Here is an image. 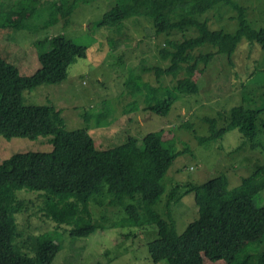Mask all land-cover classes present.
Returning <instances> with one entry per match:
<instances>
[{"label":"trees","instance_id":"16d2710c","mask_svg":"<svg viewBox=\"0 0 264 264\" xmlns=\"http://www.w3.org/2000/svg\"><path fill=\"white\" fill-rule=\"evenodd\" d=\"M11 1L3 0L0 4V30L5 29L0 31V36L12 28L26 26L24 18H35V14L44 15L47 20L39 29L59 23V17L68 24L79 0H48L45 13H39L41 4L37 3L46 0H31L34 8L24 6L22 0ZM221 2L237 11L239 28L234 33L210 27L207 15ZM133 12L134 17L149 21L156 35L165 34L157 51L162 60L169 61L168 65L148 68L142 63L141 67L153 69L158 80L172 77L174 84L153 85L140 81L142 85L130 87L133 94H143L145 109L155 114L167 116L181 96L198 94V75L206 71L218 53L227 54L231 60L243 37L258 43L264 51V28H254L246 18V8L235 0H116L97 22L98 29L111 32L107 35L108 51L128 47L124 37L131 29L128 20ZM190 30L193 34L187 35ZM175 32L182 33L183 37H175ZM205 44L217 49L195 53ZM36 45L41 67L31 75H22L17 66L0 54V139L45 136L53 147L49 151L17 152L0 163V264H53L62 249L53 231H36L38 225L31 221L22 223L19 217L23 213L41 212L55 222V231L63 230L73 239L87 237L96 230L92 203L105 209L114 206L124 212L117 220H111L107 213L101 215L100 219L108 221V225L144 227L140 207L152 211V206L166 192L163 178L176 158L188 150H174L173 129L150 132L141 139L129 136L117 146L101 149L96 146L89 126L68 129L62 110L56 105L26 104L25 90L62 83L68 77L69 68L79 58H86L92 46L76 42L65 34L38 40ZM126 55L124 52L123 56ZM134 104L137 101L126 112L134 111ZM263 113L264 105L235 106L226 118L227 125L219 128L215 118L206 117L209 135L196 137L201 144L207 143L237 128L242 141L235 150L248 146L264 151ZM96 114L99 119L104 111ZM90 116L88 110L82 114L85 119ZM19 190L35 191L38 202L22 195L29 192L18 195ZM191 190L195 192L199 217L182 234H178L170 211L169 218L156 219L157 237L148 244L155 263L203 264L204 244L219 241L231 245L243 234L264 233V204H257L264 190V163L244 177L236 188L230 189L227 178L219 175L193 185ZM137 197L140 206L135 204ZM239 264H264V252L249 254Z\"/></svg>","mask_w":264,"mask_h":264},{"label":"rangeland","instance_id":"374dc122","mask_svg":"<svg viewBox=\"0 0 264 264\" xmlns=\"http://www.w3.org/2000/svg\"><path fill=\"white\" fill-rule=\"evenodd\" d=\"M235 1L246 8V18L254 28H264V0ZM115 3L116 0H79L68 24H64L59 17V23L41 29L38 26L46 20L44 15L35 14V18L27 16L24 18L26 26L2 32L0 46L3 52L0 54L17 66L22 75H31L41 67L36 41L65 34L76 42L91 44L89 55L79 58L69 68L66 80L60 84H42L25 90L24 102L56 105L62 110L68 129L89 126L96 146L101 149L117 146L129 136L141 139L150 132L173 129L174 150H188L176 158L163 178L166 192L152 206V211L140 207L146 224L144 227L108 225V221L100 219L101 215L107 213L111 220H117L124 216V212L114 206L105 209L92 203L96 230L87 237L73 239L63 230L55 231V222L41 212L20 214L22 223L31 221L33 225H38L36 231L49 229L62 243L53 264H164L155 263L148 250L149 242L157 237L156 219L169 218L167 214L170 211L178 234H182L188 224L199 217L195 192L191 190L193 185L221 175L227 178L228 187L233 189L264 163V151L261 149L252 150L244 146L235 150L242 141L237 128L207 143L201 144L196 137L209 135L210 125L205 121L206 117L215 118L220 128L228 124L226 118L230 117L231 108L241 104L246 107L264 105V51L260 45L243 37L231 60L227 54L218 53L206 71L197 77L200 85L198 94L181 96L167 116L155 114L145 109L143 94H133L130 87L142 85L144 81L153 85L160 82L174 84L172 77L158 80L153 69L143 70L141 67L142 63L148 68L168 65L169 61L162 60L157 51L165 40V34L156 35L149 21L141 16L134 17L133 12L128 20L131 29H126L127 36L124 37L128 47L108 51L107 35L111 32L105 28L98 29L97 22ZM21 4L34 8L31 0H22ZM37 4H41L39 13H45L49 2L46 0ZM214 9L207 15L211 29L221 28L234 33L239 28L237 11L231 6L221 2ZM133 21L138 23L134 25ZM186 34H193V30ZM173 35L183 37L180 32ZM216 49L205 44L198 47L195 53ZM124 52H127L126 56H123ZM142 59L144 61L140 62ZM135 101L134 111L126 112ZM86 110L92 115L89 119L82 117ZM98 111H104L99 119ZM261 120L264 121V113ZM48 139L45 136L36 139L1 137L0 163L17 152L49 151L53 147ZM33 192L19 190L17 194L24 193V197L38 202L39 198ZM135 204L140 206L139 197ZM257 204H264V190ZM126 233L130 235L124 236ZM259 252H264V233L243 234L231 245L219 241L204 244L202 263L239 264L249 254Z\"/></svg>","mask_w":264,"mask_h":264}]
</instances>
